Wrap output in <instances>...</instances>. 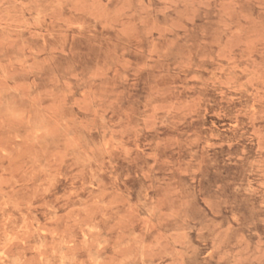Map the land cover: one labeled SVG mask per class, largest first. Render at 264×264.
<instances>
[{
  "label": "rangeland",
  "instance_id": "obj_1",
  "mask_svg": "<svg viewBox=\"0 0 264 264\" xmlns=\"http://www.w3.org/2000/svg\"><path fill=\"white\" fill-rule=\"evenodd\" d=\"M0 264H264V0H0Z\"/></svg>",
  "mask_w": 264,
  "mask_h": 264
}]
</instances>
